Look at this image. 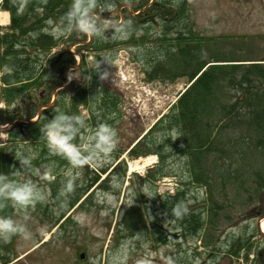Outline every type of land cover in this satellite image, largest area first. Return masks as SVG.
Here are the masks:
<instances>
[{"label": "rangeland", "instance_id": "1", "mask_svg": "<svg viewBox=\"0 0 264 264\" xmlns=\"http://www.w3.org/2000/svg\"><path fill=\"white\" fill-rule=\"evenodd\" d=\"M166 1H170L167 5L170 14L175 13L177 0ZM184 1L182 29L187 27L200 36L227 38L218 43V52L246 59L242 62L245 64L261 63L254 71L253 80L264 85V75L260 74V70L264 73V0ZM154 2L162 10L167 8L163 0L146 3L145 0H106L95 11L106 9L99 12L101 22L104 18L124 21L126 16L138 19L140 16L134 15L129 5L138 4L139 10L150 14L155 11L152 9ZM7 16V13H1L0 20L8 22ZM126 27V35L134 33L133 42L126 37L116 38L111 27L105 30L106 36L88 35L87 41L93 39L114 44L110 62L107 57L109 76L103 80L99 78V83L115 92L120 100V117L111 124L116 129L117 144L107 163L83 166L74 195L77 197L85 185H90L78 200V208L64 221L60 216L68 201L59 195V189L65 178L63 172L69 167L68 161L59 162L50 152H32V148L19 139L9 140L8 136L19 138L23 134L6 132L10 123L1 121L0 159L9 152L12 143L20 148L19 156H31L26 177L41 186L48 198L30 209L28 223L32 235L29 239L13 236L8 243L0 242V264H137L141 259H148L151 264H264V225L261 224L264 222V185L254 176L255 172L264 174V148L256 149L253 135L250 138V132L238 127L214 132L212 142L220 145L219 151L213 149L201 159L200 179H195L193 174L197 168L192 154L186 151L183 132L179 131L178 125L168 130L165 124L168 121L162 119L170 113L188 79L172 73L164 75L160 71L156 76L146 73L148 63L160 68L165 66L163 71L167 70L169 64L159 62L164 50L159 51L157 47L150 51L148 48L158 40L157 34H173L179 27L171 22L165 25L159 19L153 25L143 24L134 29L128 24ZM165 27L168 29L163 30ZM107 53L110 52L103 54ZM82 54L90 67L95 54L85 51ZM77 58L79 61L80 56ZM169 69L177 70L171 65ZM72 79L65 77L64 85ZM240 90L237 85L228 91L232 96L228 98L231 103L240 97L236 95ZM236 107L240 113L248 111L243 102ZM205 116V113L200 115L204 121L210 120V116ZM92 128L86 127L80 132L79 139L87 136ZM173 135L179 136L173 139ZM140 137L150 138L151 151L146 156L152 158L143 167L130 170L131 162L146 157L127 155L130 143ZM46 170L51 171L54 179H42ZM17 172L21 177L16 180L25 178V171ZM114 175L120 179V187L113 191L125 204L121 203L118 209L113 208L106 216H101L104 205L97 202L96 196L101 190H112L109 181ZM174 195L184 202L187 212L195 213L203 221L195 233L185 230L174 216L164 212V202ZM81 212L89 215L90 224L82 226L74 219ZM5 215L15 217L18 213L9 204V212ZM137 216L145 221V227L131 231L124 225L125 221L133 223ZM239 242L246 244L240 247ZM80 253L83 258L79 257Z\"/></svg>", "mask_w": 264, "mask_h": 264}, {"label": "trees", "instance_id": "2", "mask_svg": "<svg viewBox=\"0 0 264 264\" xmlns=\"http://www.w3.org/2000/svg\"><path fill=\"white\" fill-rule=\"evenodd\" d=\"M105 1L97 0L96 9L98 4H103ZM129 1L131 0H124V2ZM147 1L145 0V3ZM163 1L167 7L165 10H162L160 5L155 2L152 3V9L158 16L165 19V25L168 22L176 24L179 31L173 34L164 32L157 34L159 35L158 40H154V44L148 49L150 51H155L157 47L159 51L163 49L164 55L159 62L162 61L164 64L166 61L177 70L172 72L167 65V70L163 71L165 66L160 68L148 63L149 69L146 73L151 76H156L160 72L164 75L172 73L185 76L189 81L192 80L173 103L170 113L162 119L168 121H165L168 130L170 127H177L176 125L180 127L178 129L184 134L186 151L192 154L194 165L198 169L194 170L193 175L195 179H200L198 172L201 159L213 149L219 151L220 145L212 142L214 132H222L230 126L238 127L245 132H250V138L252 135L254 137L255 148L263 150L264 85L263 82L256 83L253 80L254 71H257L261 63L245 64L242 62L246 59L219 53L218 43L221 42V39L227 38L200 36L196 32L188 30L187 27L183 30L184 27L181 23L183 22L182 17H184L185 1L177 0L175 4L177 10L175 9V13L171 14L168 8L170 1ZM22 2L25 3V8L19 12L18 9ZM70 4L71 0L0 1V8L9 12V24L0 33V100L3 102V107H0V123L3 121V123L13 124L6 130L7 132H22L23 135H20L19 138L8 136V139L11 141L19 139L26 142L32 148V152H50L46 141L41 136L40 129L56 111L81 115L84 119V127L80 132L86 127L95 128L101 122L111 125L120 117L118 108L120 100L117 94L99 84L98 74L91 72V66L88 67L85 62L86 56L82 54L84 51L97 53L95 58L100 59L101 55L98 52L114 44H106L105 41L93 39L86 42L87 34L75 30L55 39L41 30L49 27L46 23L49 18L58 21ZM137 5L129 6L132 11H137L140 7ZM139 14L136 16H140ZM166 19L170 20L167 22ZM124 21H131L130 28L136 29L137 26H140L138 19H130L126 16ZM167 29L165 27L163 30ZM33 32H36L37 35H31ZM145 35L146 32L141 36V40ZM125 37L133 42L134 33ZM56 47H58L57 50L51 53ZM72 51L81 52L79 63L75 62ZM5 67L11 71H5ZM69 68H72L70 71L76 72V76L80 78L74 77L70 83L64 85ZM89 72H91L90 81L87 80ZM260 74L264 75L262 70H260ZM237 85L241 90L236 92V95L240 97L231 103L228 98H232V96L228 91L234 90ZM240 102H243L244 107L248 108L245 113H240L236 107ZM82 107L87 110L85 115H82ZM109 113L112 114L110 118L108 117ZM204 113L205 118L210 116V120L204 121V118L200 117ZM200 132L203 133L200 134ZM79 140L78 134L74 138V142L79 143ZM149 143L150 138H140L130 148V156L150 153ZM18 150L20 148L18 149L16 144L12 143L9 152L4 153L5 156L0 159V172L8 174L9 178L14 180L20 177L17 171H25L24 177L29 172L28 167L17 169L20 167L16 158L19 156ZM51 154L59 162L64 160L59 155ZM8 155L9 157H7ZM254 176L260 184L264 185L262 171L255 172ZM89 185H85L83 191ZM74 193L75 190L67 194L65 199L68 204H71L76 197ZM177 202H180L177 195L170 196L162 207L165 211L171 212ZM135 207L134 209L137 211ZM210 209L212 210L211 207ZM0 212H3V215L9 212V204L0 208ZM176 218L182 223L185 230L193 233L203 223L191 211L182 213L180 217ZM209 219H213V216H209ZM125 225L133 231L136 228H144L145 221L138 219L137 216L133 223L126 220ZM245 244L246 242L238 243L240 247Z\"/></svg>", "mask_w": 264, "mask_h": 264}, {"label": "clouds", "instance_id": "3", "mask_svg": "<svg viewBox=\"0 0 264 264\" xmlns=\"http://www.w3.org/2000/svg\"><path fill=\"white\" fill-rule=\"evenodd\" d=\"M96 7L97 0H71L68 9L59 20L54 21L49 18L46 21L49 27L41 30L55 39L73 30L89 36H99L103 35L107 28L111 27L115 31L116 38H124L127 34L126 26L131 22L114 21L108 18H104L101 22L99 12L94 11ZM24 8L25 3L22 2L18 11L22 12ZM103 10L106 9H100V11ZM31 35L35 36L37 33L33 32ZM100 57L103 62L109 63L107 57L103 55ZM102 60L93 58L91 72L97 73L99 78L103 80L108 78L109 72L107 69L101 70ZM5 71H11V69L5 67ZM91 72L87 74L88 81L91 79ZM72 73L73 70L68 73L69 79L80 78L72 75ZM83 127L84 119L81 115L56 111L40 129L41 136L46 141L48 150L63 157L69 164V167L63 172L65 179L59 189L60 196L66 197L68 193L73 192L76 181L81 176V170L85 164L102 165L107 163L116 147V129L106 122H101L95 128L89 129L87 136H81L80 142L75 143L74 138L80 134V130ZM177 136L179 135H173L172 138L174 139ZM16 158L20 163V167L17 169L30 167L31 156H18ZM42 179L52 180L54 176L50 170H46L42 174ZM109 185L112 190H101L96 196L97 202L104 205L100 210L101 216H106L113 208L118 209L121 203L125 204L123 200L117 199V194L113 191L120 187V179L115 175L112 176ZM47 198L48 193L30 177L14 180L10 179L8 174L0 172V208L10 204L18 213L15 217L0 215V242L8 243L13 236H19L24 240L29 239L32 235L28 223L31 219L30 209L34 208L37 202H44ZM187 211L188 209L183 201L177 202L171 209L172 215L176 217H180L182 213ZM74 219L82 226L91 222L89 215L84 212L79 213ZM137 264H151V262L148 259H141Z\"/></svg>", "mask_w": 264, "mask_h": 264}, {"label": "bare ground", "instance_id": "4", "mask_svg": "<svg viewBox=\"0 0 264 264\" xmlns=\"http://www.w3.org/2000/svg\"><path fill=\"white\" fill-rule=\"evenodd\" d=\"M3 16H4V15H3ZM5 18H6V17H5ZM3 22H6V21L4 20ZM151 158H152V156L141 157L140 159L131 162V163L129 164V169H130V170H134V169H137V168L143 167L146 163H148L149 161H151ZM261 224L264 225V222L262 221ZM262 225H261V226H262Z\"/></svg>", "mask_w": 264, "mask_h": 264}]
</instances>
